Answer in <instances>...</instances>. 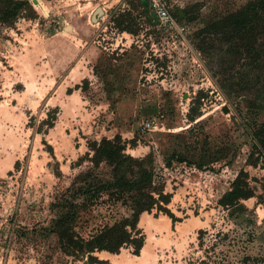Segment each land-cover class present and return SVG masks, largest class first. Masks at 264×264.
I'll use <instances>...</instances> for the list:
<instances>
[{
    "label": "rangeland",
    "instance_id": "374dc122",
    "mask_svg": "<svg viewBox=\"0 0 264 264\" xmlns=\"http://www.w3.org/2000/svg\"><path fill=\"white\" fill-rule=\"evenodd\" d=\"M30 1L35 19L0 25V264H87L59 250L52 228L63 210L53 204L86 169L74 168L86 142L115 135L137 160L125 178L154 174L172 196L166 208L180 222L156 210L143 213L142 252H102L98 260L264 264V155L252 139L264 109L248 108L253 91L221 88L226 77L214 75L195 35L250 0H163L177 24L172 29L135 9L137 0ZM98 6L104 15L94 23ZM186 6L179 16L177 8ZM118 7L131 15L132 34L115 28ZM54 108L46 130L41 122ZM144 122L156 129L142 134ZM240 171L255 197L242 202L244 211L223 210L218 201ZM95 204L81 214V236L130 214L106 196Z\"/></svg>",
    "mask_w": 264,
    "mask_h": 264
},
{
    "label": "trees",
    "instance_id": "16d2710c",
    "mask_svg": "<svg viewBox=\"0 0 264 264\" xmlns=\"http://www.w3.org/2000/svg\"><path fill=\"white\" fill-rule=\"evenodd\" d=\"M32 7L30 0H0V25L11 27L19 19H35ZM191 7L197 8L199 4ZM135 9L141 10L146 18L153 14L148 0H137ZM189 9V6L177 8V12L184 17ZM118 10L120 16L115 20V28L121 33L132 34L127 26L128 22L133 23L131 15L125 8L118 7ZM195 35L196 47L210 60L214 75L226 77L219 80L221 88L239 87L253 91L255 98L247 100L248 108L264 109V0H250L238 10L206 23ZM235 75H239V79ZM57 110H50V118L41 122L46 130L53 127ZM189 119L194 121L195 118L190 115ZM252 139L264 155V122L253 129ZM86 146L88 151L74 164V168L87 164L86 169L73 178L62 196L67 194V197L53 204L63 210L53 221L52 228L59 250L74 259L86 258L87 264H106L95 254L105 252L116 255L125 248L138 256L145 240L142 229L138 227L141 214L156 210L168 216L172 224L180 222L166 208L172 196L165 192L164 182L154 181L152 173L144 175L139 181L125 178L137 160L126 154L120 135L87 141ZM102 167L106 171H102ZM54 174L57 178L62 176L58 166ZM103 196L111 203H120L130 214L111 225L99 227L89 236H81L76 230L81 214L90 212ZM254 197L248 174L240 171L218 205L223 210L241 212L245 210L242 202ZM204 233L203 230L198 232L199 235Z\"/></svg>",
    "mask_w": 264,
    "mask_h": 264
},
{
    "label": "built area",
    "instance_id": "2783aa9c",
    "mask_svg": "<svg viewBox=\"0 0 264 264\" xmlns=\"http://www.w3.org/2000/svg\"><path fill=\"white\" fill-rule=\"evenodd\" d=\"M151 11L158 22V26L163 28H177L176 21L168 11L167 3L163 0H149ZM156 129L151 122H144L140 126L142 134L154 131Z\"/></svg>",
    "mask_w": 264,
    "mask_h": 264
},
{
    "label": "water",
    "instance_id": "95a60500",
    "mask_svg": "<svg viewBox=\"0 0 264 264\" xmlns=\"http://www.w3.org/2000/svg\"><path fill=\"white\" fill-rule=\"evenodd\" d=\"M104 15V10L102 7L98 6L95 8V10L91 13V16H90V20L94 23H96L98 21V19H100L102 16ZM227 109L224 108L223 109V112L224 113H227Z\"/></svg>",
    "mask_w": 264,
    "mask_h": 264
},
{
    "label": "bare ground",
    "instance_id": "6f19581e",
    "mask_svg": "<svg viewBox=\"0 0 264 264\" xmlns=\"http://www.w3.org/2000/svg\"><path fill=\"white\" fill-rule=\"evenodd\" d=\"M66 30H67V31H68V30H72V28H71V27H68ZM142 250H143V248H142ZM142 250H141V252H142Z\"/></svg>",
    "mask_w": 264,
    "mask_h": 264
},
{
    "label": "crops",
    "instance_id": "0c3cea01",
    "mask_svg": "<svg viewBox=\"0 0 264 264\" xmlns=\"http://www.w3.org/2000/svg\"><path fill=\"white\" fill-rule=\"evenodd\" d=\"M72 28V27H71ZM111 255V254H110Z\"/></svg>",
    "mask_w": 264,
    "mask_h": 264
}]
</instances>
